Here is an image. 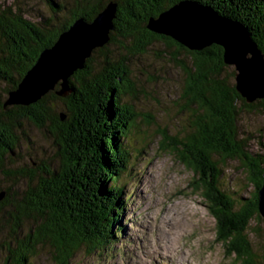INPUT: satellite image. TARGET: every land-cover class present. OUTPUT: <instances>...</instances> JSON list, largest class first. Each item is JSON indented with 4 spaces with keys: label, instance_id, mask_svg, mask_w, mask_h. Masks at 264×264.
I'll use <instances>...</instances> for the list:
<instances>
[{
    "label": "trees",
    "instance_id": "obj_1",
    "mask_svg": "<svg viewBox=\"0 0 264 264\" xmlns=\"http://www.w3.org/2000/svg\"><path fill=\"white\" fill-rule=\"evenodd\" d=\"M178 1L77 0L68 8L46 0L49 17L37 22L17 6L0 5V83L5 86V96L0 97V175L8 178L0 182V208L12 207L8 239L0 244V264H32L37 248L43 246L53 247V264H72L81 249L100 253L117 241L123 227L119 219L130 200L123 191L134 181L126 141L137 113L123 102L135 91L130 63L156 45L187 80L191 132L182 141L176 137L180 145L171 153L197 176L216 221L217 240L232 256L230 264H264V235L258 226L263 222L258 191L264 184V152L249 151L238 131L241 108L254 110L259 105L264 114V99L247 104L239 96L235 72H227L230 67L223 63L219 47L191 53L147 29L149 19ZM195 1L242 23L264 54V0ZM110 2L117 9L109 40L69 77L67 97L56 95L57 86L33 105H5L8 93L17 89L60 33L79 18L91 22ZM179 50L189 54L185 62ZM26 127L53 139L59 164L7 169V162L18 158L22 138L27 139ZM226 161H236L244 169L253 187L250 197L242 198L239 189L221 183ZM28 220L32 224L24 233ZM250 235L260 243L254 246Z\"/></svg>",
    "mask_w": 264,
    "mask_h": 264
},
{
    "label": "rangeland",
    "instance_id": "obj_2",
    "mask_svg": "<svg viewBox=\"0 0 264 264\" xmlns=\"http://www.w3.org/2000/svg\"><path fill=\"white\" fill-rule=\"evenodd\" d=\"M70 8L77 0H56ZM0 5L19 7L32 22L49 17L46 0H0ZM156 45L146 56L135 57L130 63L134 96L123 102L135 107L137 120L126 145L131 149L133 183L123 191L130 194L121 218L122 227L117 241L102 252L81 249L72 264H230L229 256L216 237V221L209 212L197 176L172 154L174 146L191 132L189 102L185 96L186 79L173 62L161 56ZM160 55V56H158ZM185 62L183 54H179ZM231 68L227 70L230 73ZM5 86L0 83V97ZM1 99V98H0ZM257 102H255L256 104ZM244 110V111H243ZM238 131L253 153L264 152V114L256 105L254 110L241 108ZM27 139L22 138L16 150L18 158L7 162V169L24 164L35 167L44 162L59 164L58 150L53 139L41 131L26 127ZM131 166V165H130ZM221 183L228 189H239L242 198L250 197L244 169L236 161L222 165ZM7 177L0 175V182ZM11 206L0 208V244L10 232L8 213ZM263 220V219H262ZM256 223V222H254ZM32 221L23 224L24 233ZM264 235V220L258 222ZM22 233V231H21ZM255 246L260 238L250 235ZM264 245V244H263ZM97 251V250H96ZM53 247L37 248L32 264H53Z\"/></svg>",
    "mask_w": 264,
    "mask_h": 264
},
{
    "label": "water",
    "instance_id": "obj_3",
    "mask_svg": "<svg viewBox=\"0 0 264 264\" xmlns=\"http://www.w3.org/2000/svg\"><path fill=\"white\" fill-rule=\"evenodd\" d=\"M116 9V4L110 2L91 22L75 20L60 33L51 48L39 54L17 89L8 93L5 105H33L57 86L56 95L67 97L71 93L69 77L85 67L94 49L108 42ZM147 29L191 53L219 47L223 51V63L235 72L239 96L247 104L264 99V54L242 23L195 0H181L157 18L149 19ZM177 53L189 57L185 51ZM3 196L0 193V201ZM258 212L264 220V184L258 191Z\"/></svg>",
    "mask_w": 264,
    "mask_h": 264
},
{
    "label": "bare ground",
    "instance_id": "obj_4",
    "mask_svg": "<svg viewBox=\"0 0 264 264\" xmlns=\"http://www.w3.org/2000/svg\"><path fill=\"white\" fill-rule=\"evenodd\" d=\"M121 225V224H120ZM114 234V233H113Z\"/></svg>",
    "mask_w": 264,
    "mask_h": 264
}]
</instances>
